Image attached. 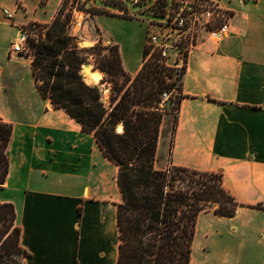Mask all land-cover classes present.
I'll return each mask as SVG.
<instances>
[{
    "label": "crops",
    "instance_id": "1",
    "mask_svg": "<svg viewBox=\"0 0 264 264\" xmlns=\"http://www.w3.org/2000/svg\"><path fill=\"white\" fill-rule=\"evenodd\" d=\"M64 1L0 0V117L12 126L0 203L15 206L29 253L23 264H119V167L93 133L42 96L32 57L12 50L20 29L52 23ZM211 1L231 14L229 34L213 42L203 33L190 53L177 130L162 134L155 164L221 172L239 204L233 217L215 207L201 213L191 264H264V0ZM5 9L16 11L13 20ZM94 25L136 77L146 25L102 14Z\"/></svg>",
    "mask_w": 264,
    "mask_h": 264
},
{
    "label": "trees",
    "instance_id": "2",
    "mask_svg": "<svg viewBox=\"0 0 264 264\" xmlns=\"http://www.w3.org/2000/svg\"><path fill=\"white\" fill-rule=\"evenodd\" d=\"M66 5L52 23L26 27L27 56L32 57L42 96L93 133L104 155L119 167V264H191L201 213L215 207V215L233 217L239 204L225 189L221 172L156 168L159 141L171 114V135L177 130L185 71L158 63L157 55L147 59L146 47L143 67L133 78L123 67L118 46L100 41L89 49L79 47L71 34L74 10L67 11ZM107 49L110 53H104ZM90 55L97 56L94 69L104 74L98 85L87 84L82 75ZM103 86L110 90L108 102ZM165 92L173 95L171 107L163 103ZM11 135L12 126L0 117V188L9 173ZM28 256L15 206L0 203V264H23Z\"/></svg>",
    "mask_w": 264,
    "mask_h": 264
},
{
    "label": "built area",
    "instance_id": "3",
    "mask_svg": "<svg viewBox=\"0 0 264 264\" xmlns=\"http://www.w3.org/2000/svg\"><path fill=\"white\" fill-rule=\"evenodd\" d=\"M160 1L154 0V3ZM20 8L17 3L16 9ZM164 8L162 15H155L156 22L147 24V47L150 48L147 59L157 55L158 63L176 72L186 70L189 55L197 47L203 33H207L213 42H220L229 34L231 14L215 1L166 0ZM4 12L8 19L15 18L16 11L5 9ZM28 37V29H20L12 50L27 54L30 50ZM81 38H84L83 33ZM93 38V41L100 42L98 35ZM171 97V92L163 93V102H169Z\"/></svg>",
    "mask_w": 264,
    "mask_h": 264
},
{
    "label": "rangeland",
    "instance_id": "4",
    "mask_svg": "<svg viewBox=\"0 0 264 264\" xmlns=\"http://www.w3.org/2000/svg\"><path fill=\"white\" fill-rule=\"evenodd\" d=\"M165 1L166 0H161L157 4L154 3V0H65L64 2H66L67 4V11L71 8H73L74 10V20L71 25V32L72 30H74V36L78 38L80 48L89 49L99 43H94L92 41L94 39L93 36L98 35L97 27L96 25H94V18L96 15L101 14H92L93 10L103 11L105 14L102 15H116L136 19L143 22L147 27V24L157 21L155 15H162L164 13ZM135 28L136 30L140 29L138 25H136ZM82 33L84 38H81ZM100 41H102V39H100ZM104 46L112 45L105 42ZM104 53H110V51L107 49ZM96 57L97 56L90 55L89 60L85 64L88 63L94 67ZM84 68L85 67L83 65L82 70ZM176 76L177 75H175V77ZM103 88L105 101L108 102L110 94L109 89H106L105 86H103ZM163 103H166L169 107H171L170 102ZM174 117L175 115L171 114L167 118L166 124L163 127V133L171 132ZM167 157L169 159L170 155H168ZM156 168L160 169L162 167L160 166V164H158V166L156 165ZM199 252L200 250L198 241L195 252L196 259H199L200 257Z\"/></svg>",
    "mask_w": 264,
    "mask_h": 264
},
{
    "label": "bare ground",
    "instance_id": "5",
    "mask_svg": "<svg viewBox=\"0 0 264 264\" xmlns=\"http://www.w3.org/2000/svg\"><path fill=\"white\" fill-rule=\"evenodd\" d=\"M83 73L91 80L99 81L102 78V73L99 71H92L91 67L84 68Z\"/></svg>",
    "mask_w": 264,
    "mask_h": 264
},
{
    "label": "water",
    "instance_id": "6",
    "mask_svg": "<svg viewBox=\"0 0 264 264\" xmlns=\"http://www.w3.org/2000/svg\"><path fill=\"white\" fill-rule=\"evenodd\" d=\"M84 67H85V68L91 67V64H88V63H87V64H84ZM82 74H84V73H83V70H82ZM84 80H85V81L88 80V77L84 76Z\"/></svg>",
    "mask_w": 264,
    "mask_h": 264
}]
</instances>
